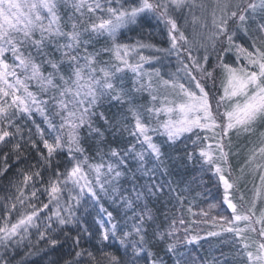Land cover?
Instances as JSON below:
<instances>
[{"label": "snow or ice", "instance_id": "1", "mask_svg": "<svg viewBox=\"0 0 264 264\" xmlns=\"http://www.w3.org/2000/svg\"><path fill=\"white\" fill-rule=\"evenodd\" d=\"M63 2L64 0H0V144H7L12 138L25 142L37 150L40 163L51 171L46 179L41 176L40 170L24 174L23 185L17 189V196L13 199L18 200L20 206L28 211L19 214L14 223L7 219L0 223V247L7 250L9 244H19L30 235V229H36L39 240L47 237L48 242L55 245L58 241L49 235L53 231V223L57 228L80 223L76 209L84 197L87 195L98 202L97 189L107 194L105 185L118 181L122 175L119 170L121 167L128 168V161L115 149L110 150V156L116 158L115 163H105L101 157L100 163L90 164L89 157L84 155V149L80 145L79 129L82 127L87 126L89 134L93 131L100 134L99 129L92 128L91 117L96 114L94 110L108 100L128 105L127 111L134 119L130 135L142 146L146 144L156 160H160L162 152L160 146L153 142L150 135L152 132L166 136L172 143L185 133H197L196 140L209 139L207 135L201 137L199 132L212 133L216 140V153H213L212 145L209 144L200 148V157L206 164L214 166L215 172L219 174L218 178L224 188V201L232 213L231 220L220 216L213 217L212 221L214 224L217 219L225 221L226 224L221 226L222 230L234 233L240 238L247 264H264V209H261L259 215L256 211V202L261 197V188H264V133L261 134L260 145L250 149L245 165L240 169L242 174L244 168L258 173L261 188L254 190L250 202L240 195L239 209L229 199V191L235 187L239 178L230 182L228 177L231 176V170L225 176L224 168L221 167V164L228 165V152L224 143L227 133L231 130L252 133L258 124H264V22L256 21L257 10L264 14V0H258V3L251 0L246 5L239 2L233 5L230 0H225L222 5L218 2L221 15L217 23L216 13L213 12V26L216 31L209 39L215 41L220 36H225L229 45L225 51H231L234 47L237 63L232 66L224 63L222 59L219 61L218 67L222 70V94L218 98L213 95L211 99L207 83L209 80L215 83L216 77L213 73L216 68L208 70L205 67L208 63L207 54L203 57L193 55V48L197 44L199 47L204 45L189 41L170 12L182 8L191 10L197 6L195 0H139L138 6L127 9L105 8L99 0H72L71 6L75 13H79V19L69 16L67 21L58 12ZM85 11L105 12L107 18L96 16L95 20L91 17L85 20ZM144 13L155 15L167 27L170 47L155 48L157 53L175 56L177 59L176 71L168 74L167 79L161 75L159 68L151 73L143 70L145 62L159 60L160 56L146 57L137 52L136 57H133L135 62H132L129 57L136 51V46L130 48L126 44L115 43L119 30L130 23H136L137 18ZM196 20L193 16V24ZM230 20L238 22V27L229 33ZM248 20L255 23L256 35L251 38L249 46L244 47L236 44L234 37L240 30L248 35ZM200 26L207 27L204 23ZM103 35L112 38L113 44L111 48L102 50L111 53L110 60L101 62L100 52H89L88 46L94 37ZM139 47L149 46L140 44ZM56 53H59L58 59ZM241 59L244 61L242 64L239 63ZM126 70L135 77L131 90L124 86ZM194 72L199 73L200 79ZM33 83L37 87L36 92L30 90ZM145 91L149 93L152 104L141 112L134 103L133 96ZM161 92L164 93L163 96L160 95ZM169 95L173 98L169 99ZM157 102L159 107L156 106ZM49 104L51 112L48 111ZM221 106L225 108L223 113L219 111ZM34 112L43 117V122L50 130L51 142L45 138L44 129L32 119ZM161 115L165 117L163 120L160 119ZM218 118L223 121L222 124L218 123ZM18 119L22 122L30 120L35 126L36 135L43 144L46 155L37 148L36 141L32 139V130L22 128L16 123ZM145 119H154L157 126L152 127ZM217 128L220 129L219 133L216 132ZM64 145H67V155L72 166L61 172L58 162L55 168L53 163L54 155ZM21 148V142L13 144L15 152L20 153ZM76 153L80 154L79 158ZM130 153L134 155L141 172L150 174V170L145 167V153L135 151V145L125 151V156ZM89 171L92 172L91 179ZM34 178L46 185L42 194L48 197V202L40 203L39 207L32 200L41 191L36 188L35 182L27 196L23 191V187ZM117 191L113 188V203L119 199L126 209H132L133 199L117 195ZM162 191L161 186L153 184L148 188L147 194L155 195ZM133 192L135 200H140L144 195L135 188ZM245 204L248 206L244 207ZM49 205L52 207L49 208ZM16 207L13 202L11 208ZM44 209H48V213L45 214V222L41 226L40 212ZM100 211L106 214L111 225L107 228L104 220L97 221L102 230V239L107 241L110 233L116 237L117 226L111 223L112 212L102 205ZM202 215L207 216L208 213L203 212ZM146 218L152 219L150 214ZM144 220L145 214H139V224L133 225L140 243L139 247L135 243L132 246L137 255L144 251ZM180 223L183 224L184 221L181 220ZM130 234L125 232L123 235L127 237ZM208 235L216 236L219 232L212 231ZM194 240H197L196 236H192L187 242L192 243ZM76 243H79V237L76 238ZM120 243L123 245L124 239H120ZM173 248L174 245H168L169 251ZM76 255L79 257L81 253ZM88 255L92 256V253ZM107 258L110 264H119L116 256L109 254ZM0 264L9 262L0 257Z\"/></svg>", "mask_w": 264, "mask_h": 264}, {"label": "trees", "instance_id": "2", "mask_svg": "<svg viewBox=\"0 0 264 264\" xmlns=\"http://www.w3.org/2000/svg\"><path fill=\"white\" fill-rule=\"evenodd\" d=\"M120 1V7L126 9L139 4L138 0ZM99 2L105 8L112 6L102 3V0ZM248 2L251 0H243L242 4L246 5ZM255 2L258 3V0ZM71 4L72 0H64L58 8L59 14L65 21L69 16L79 19V13H75ZM96 16L107 18V13L100 11L88 13L85 11V20L89 17L95 20ZM262 16L264 14L257 10L256 21L264 22ZM147 17L150 16L140 17L141 22L136 28H121L116 34L115 43L129 46L135 44L138 38L148 45L163 49L169 48L170 39L167 28L163 27L161 20H152ZM180 23L178 24L179 27ZM247 26L249 27L248 35L240 30L234 37L235 43L244 47H248L251 38L256 35L255 23L252 20L247 21ZM237 27L238 22L229 21V33ZM189 40L191 39L189 38ZM112 44V38L109 36H97L92 39L88 51H99V60L101 62L109 61L111 53L102 50L111 48ZM228 47L226 37L220 36L212 42L206 53L193 48V55L197 57H203L207 54L208 63L205 67L208 70L216 68L213 73V76L216 77L215 83L212 80L207 83V88L210 89V99L213 95L218 98L222 94L220 86L222 70L218 67L219 61L222 59L224 63L232 66L237 63L235 48L233 47L231 51H225ZM55 55L58 59L59 53ZM175 58L173 56L172 59ZM155 62L159 64L158 60ZM155 62H145L143 70L148 73L153 72L158 67ZM239 63H244L243 59ZM46 71H50V69H46ZM160 72L165 78L161 70ZM193 74L200 79L199 73L194 72ZM134 79V74L126 70L124 77L126 89H133ZM153 81L155 83V77H153ZM30 90L37 91L35 83L30 85ZM160 95L163 96L164 93L161 92ZM44 98L47 99V96ZM169 98H172L171 95ZM133 100L141 112L152 104L151 97L146 91L135 93ZM213 104H215L214 101ZM156 106H160L159 102ZM127 108V104L120 105L115 101L105 100L94 110L96 114L91 117L92 128L99 129L100 134L95 131L89 134L87 126L79 129L80 145L84 149V155L89 157L90 164L100 163L101 157L105 163H115L116 158L110 156L112 149L117 150L128 161L127 169L123 167L119 169L122 175L118 181L112 185H105L107 194L97 189L98 202L93 201L87 195L84 197L76 209L80 223L61 226L60 228H57V225L53 223V231L49 235L58 241L55 245L48 242L47 237L45 240H39L36 229H30V235L19 244L13 242L9 244L7 250L1 247L0 257L7 260L9 264H110L107 258L109 254L116 256L119 264H133V261L135 264H153V261H156V264H247L240 245V238L234 233L222 230L221 226L226 224L225 221L217 219L215 224L212 221L213 217L224 216L228 220L232 218L231 209L227 207V203L224 201V188L218 178L219 174L215 172L214 166L206 164L200 157V148L209 144L212 145L213 153H216V140L212 133L199 132L201 137L209 136L208 140H196L197 133L195 132L185 133L172 143L167 140L166 136L152 132L150 135H152L153 142L160 146L162 152L160 160H156L146 144L142 146L135 137L130 135L134 126V119ZM51 110V104H49L48 111L51 112ZM219 111L223 113L225 108L221 106ZM144 116L147 117V114L144 113ZM164 118L163 115L160 116L161 120ZM32 119L44 129L45 138L51 142L50 130L43 122V117L34 112ZM145 122L150 123L152 127L157 126L154 119H145ZM16 123L20 124L22 128L32 130V139L36 141L37 148L46 155V150L43 149V144L36 135V128L31 121L22 122L18 119ZM218 123L222 124L223 121L218 118ZM216 132L219 133L220 129L217 128ZM26 139L27 133H25ZM16 142L22 144L20 153L13 150V144ZM131 145H135V151L145 153V167L150 170V174L141 172L133 154L130 153L125 156V151ZM75 155L77 158L80 157L79 153ZM57 162L61 172L72 166L67 155V145H64L62 150L54 155L53 168L57 167ZM239 163L234 156L229 155L228 165L221 164V167L224 168V174L228 175L230 169V177L232 180L236 179L240 168ZM36 170H40L41 176L45 179L51 175V171L45 169L40 163V156L36 149L16 138H12L11 142L7 144H0V223H3L5 219L14 223L19 214L28 211L27 208L20 206L18 200L13 198L17 196V189L23 185L24 174H31ZM85 170H88L87 167ZM89 178H92L90 171ZM34 182L36 188L41 189L37 192L38 199L32 198L39 207L40 203L48 202V197L42 194V189L46 185L34 178L33 181L28 182L27 186L23 187V191L27 196ZM153 184L161 186L163 191L156 192L155 195H148V188ZM238 186L237 181L235 189L239 199V196L243 194ZM113 188L118 190L117 195L133 199L132 209H126L119 199L113 203L111 198ZM134 188L144 193L140 200L134 199ZM237 189H239L238 192ZM244 200L250 202L252 200L250 194L248 197H244ZM13 202L17 205L16 209L11 208ZM100 205L112 212L113 220L111 223H115L117 226L116 237L110 233L107 241L102 239V230L97 221L104 220L107 228H110L111 225L106 214L100 211ZM211 205H215V207H211ZM244 206L247 207L248 205L245 204ZM51 207L52 205H49V208ZM261 209H264L263 196L256 202L257 215L260 214ZM203 212H207L208 215H202ZM46 213H48V209L40 212L39 223L41 226L45 222ZM139 214H145L143 223L145 232L142 233L145 236V241L143 244L144 251L137 255L132 246L135 243L139 247L140 243L139 237L133 230V225L139 224ZM148 214L151 215V220L146 218ZM181 220L184 221L183 224L180 223ZM212 231L219 232V235H208ZM125 232L131 234L124 237ZM192 236H196L197 240L188 243L187 241ZM77 237H79L78 244L76 243ZM120 239H124L123 245L120 243ZM169 244L174 245L172 251L168 250ZM78 252L81 253L79 257L76 255ZM88 253H92V256H89Z\"/></svg>", "mask_w": 264, "mask_h": 264}, {"label": "rangeland", "instance_id": "3", "mask_svg": "<svg viewBox=\"0 0 264 264\" xmlns=\"http://www.w3.org/2000/svg\"><path fill=\"white\" fill-rule=\"evenodd\" d=\"M195 2L197 6L192 7L191 10H189L188 8H182L179 11L170 10V12L173 18L176 19L177 24L181 22L180 29L184 32L185 36L187 37L190 36L188 37V40L189 38L191 39L189 41H197L200 44L204 45V47H199L197 44L194 48H196L197 50H201L202 53H206L207 50L210 49L211 44L213 42L212 40L209 39V37L212 35L213 32L216 31L215 27L213 26V12L215 11L216 13V18L218 23L221 12L219 11L217 4L219 2V4L222 5L225 2V0H195ZM238 2L242 3L243 0H230V3L233 5ZM102 3L106 5L107 4L112 5L111 7H115V8H120L121 6L120 0H102ZM199 5H203V7H199ZM144 16L145 17L150 16L149 18H151L152 20L153 19L159 20L155 15L151 13H144L137 18L136 23H130L125 28L127 29L136 28L137 25L141 22L140 17H144ZM193 16L197 18L195 24H193L192 22ZM201 23L206 24L207 27L202 28L200 26ZM162 24L163 27L167 28L163 22ZM135 42H136L135 44L129 45L130 48H132V46H136V51L132 52L131 56L129 57V59L132 62H135V59H133V57H136L137 52L146 57L160 56V59L158 60L160 65L157 62H155L156 60L153 61L156 63V66H158L157 68H159L162 71V73L165 75V79L168 78V74L176 71V67H177L176 58L172 59L173 56H165L155 51V48H162V47L148 45L145 42L139 40L138 38L136 39ZM140 44L148 45L149 47H139ZM262 133H264V124H258L252 133L238 132L236 130H231L227 133V137L224 140V143L226 145L225 150L228 152V157L229 155L231 157L234 156L236 160L240 162L239 163L240 168H239L238 176L236 178H239L237 180L239 183L238 187L245 198L248 197L249 194L251 198H253L254 190L256 188H261L258 173H253L249 170V168H244V172L242 174L240 169L244 167L250 149H252L253 147H258L260 145L262 139L261 136ZM225 176L228 175L225 174ZM228 178L231 182L232 178L231 177ZM261 196L264 197V188H261ZM229 199H231L234 203L237 204L238 209L240 208L241 204H239L240 201L236 194L235 187L229 191ZM231 219L232 218H230V220ZM241 227H243V224H241ZM246 235H251V234H246ZM240 245L242 247L241 243Z\"/></svg>", "mask_w": 264, "mask_h": 264}]
</instances>
